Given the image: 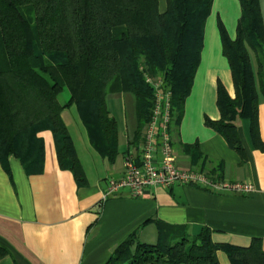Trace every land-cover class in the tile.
I'll return each instance as SVG.
<instances>
[{
  "label": "trees",
  "instance_id": "1",
  "mask_svg": "<svg viewBox=\"0 0 264 264\" xmlns=\"http://www.w3.org/2000/svg\"><path fill=\"white\" fill-rule=\"evenodd\" d=\"M212 3L165 0L161 11L159 0H0V162L5 170L9 172L7 160L13 156L28 174L42 173L44 142L38 135L49 131L59 166L85 184L62 111L74 105L91 147L113 161L117 122L106 108L107 96H134L132 146L137 148L152 110L146 75L159 77L170 89L171 125L177 124L200 62ZM239 4L234 38L217 23L234 97L218 83L220 118H205V124L243 158L236 122L248 119L257 143V107L260 97L264 101V23L259 0ZM65 90L69 97L61 102ZM157 225L154 244L130 235L105 264H219V250L232 264H264L257 241L242 248L213 242L206 227L186 235L180 233L182 227ZM8 254L0 244V260Z\"/></svg>",
  "mask_w": 264,
  "mask_h": 264
},
{
  "label": "crops",
  "instance_id": "2",
  "mask_svg": "<svg viewBox=\"0 0 264 264\" xmlns=\"http://www.w3.org/2000/svg\"><path fill=\"white\" fill-rule=\"evenodd\" d=\"M259 3L264 23V0ZM165 7V0H161L160 10ZM239 9V0H213L192 88L183 103L181 119L169 132L179 168L211 172L230 182H249L254 191L216 194L175 184L152 190L144 198L110 197L99 205L106 179L122 175L123 159L134 149L135 122L126 108L123 118H116L106 107L117 122L118 135L117 154L108 161L91 147L73 105L74 111L65 108L61 117L69 133L73 126L77 130L80 146L74 140L73 145L86 183L79 185L70 170L59 166L49 131L38 135L44 142L42 173L28 174L13 156L7 160L9 172L0 162V244L9 251L0 264H105L130 235L154 244L157 224L182 227L180 233L186 235H196L206 227L215 243L246 248L257 241L264 251V101L261 97L258 101L257 143L252 142L249 120L236 122L243 158L205 124V118H220L215 104L218 83L234 97L217 23L234 38ZM216 256L219 264H232L224 251H217Z\"/></svg>",
  "mask_w": 264,
  "mask_h": 264
},
{
  "label": "built area",
  "instance_id": "3",
  "mask_svg": "<svg viewBox=\"0 0 264 264\" xmlns=\"http://www.w3.org/2000/svg\"><path fill=\"white\" fill-rule=\"evenodd\" d=\"M146 83L153 90L149 122L142 133L137 148L124 157V170L118 178L106 179V191L99 205L110 197L140 198L156 189H169L175 184L196 187L209 193L245 195L254 191L249 182H230L195 169H182L176 164V154L171 145V92L159 77L146 75Z\"/></svg>",
  "mask_w": 264,
  "mask_h": 264
},
{
  "label": "rangeland",
  "instance_id": "4",
  "mask_svg": "<svg viewBox=\"0 0 264 264\" xmlns=\"http://www.w3.org/2000/svg\"><path fill=\"white\" fill-rule=\"evenodd\" d=\"M161 3V0H159V4ZM69 92L67 90L63 91L61 95H59V100L61 102H64L65 100L68 99ZM106 104L107 108L111 111V113L116 117H120L124 115V108L127 109V111L130 113L129 116L131 115V118L135 122V128H136V120L134 117V96L130 93H110L107 96L106 99ZM74 107V106H73ZM71 107L70 109H74ZM74 111V110H73ZM117 118V117H116ZM131 119V120H132ZM71 133V134H70ZM70 133L69 136H71L72 141L74 140L77 143V146H80V139L78 138L77 135V130L73 126L70 128Z\"/></svg>",
  "mask_w": 264,
  "mask_h": 264
}]
</instances>
